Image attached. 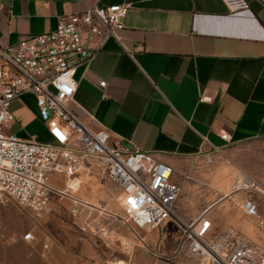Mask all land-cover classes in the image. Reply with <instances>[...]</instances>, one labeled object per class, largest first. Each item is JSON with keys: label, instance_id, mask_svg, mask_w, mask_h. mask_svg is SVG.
Masks as SVG:
<instances>
[{"label": "crops", "instance_id": "0c3cea01", "mask_svg": "<svg viewBox=\"0 0 264 264\" xmlns=\"http://www.w3.org/2000/svg\"><path fill=\"white\" fill-rule=\"evenodd\" d=\"M94 1L0 0V46L49 32ZM100 1L130 7L123 28L74 71L73 107L87 126L175 170L204 152L264 144V0L235 13L223 0ZM10 109V133L49 142L34 96Z\"/></svg>", "mask_w": 264, "mask_h": 264}, {"label": "built area", "instance_id": "2783aa9c", "mask_svg": "<svg viewBox=\"0 0 264 264\" xmlns=\"http://www.w3.org/2000/svg\"><path fill=\"white\" fill-rule=\"evenodd\" d=\"M223 2L231 13L248 9L245 0ZM129 7L95 0L80 12L59 17L49 32L0 46V205L14 202L40 216L59 195L70 198V213L75 215L85 205L71 195L69 184L96 164L118 190V206L124 214L120 220L133 234L173 220L178 229V254L199 264H264L259 246L233 239L228 231L213 235L208 217L201 215L191 222L178 217L174 205L181 186L172 166L152 152L111 142L107 128L91 129L75 112V69L103 50L107 40L123 28ZM25 94L35 98L49 136L47 143L23 140L9 131L14 121L11 104ZM221 138L228 140L229 136ZM61 180L62 189L58 187ZM232 193L240 196L237 205L246 217H258L255 197L263 190L257 180L239 173ZM23 239L30 241L31 233Z\"/></svg>", "mask_w": 264, "mask_h": 264}, {"label": "rangeland", "instance_id": "374dc122", "mask_svg": "<svg viewBox=\"0 0 264 264\" xmlns=\"http://www.w3.org/2000/svg\"><path fill=\"white\" fill-rule=\"evenodd\" d=\"M91 169L70 182L71 195L85 205L75 215L70 198L59 195L40 216L14 202L0 205V264H199L177 253L173 220L137 235L128 230L120 220L124 214L114 183L98 165ZM241 172L259 178L263 194L255 197L257 218L246 217L237 205L240 196L232 193ZM174 173L181 186L174 205L180 219L191 222L204 215L213 224V235L228 231L233 239H246L264 251V144L252 141L204 152ZM58 183L62 189V180ZM27 233L30 241L23 239Z\"/></svg>", "mask_w": 264, "mask_h": 264}, {"label": "bare ground", "instance_id": "6f19581e", "mask_svg": "<svg viewBox=\"0 0 264 264\" xmlns=\"http://www.w3.org/2000/svg\"><path fill=\"white\" fill-rule=\"evenodd\" d=\"M228 194L225 195V197L227 196Z\"/></svg>", "mask_w": 264, "mask_h": 264}]
</instances>
